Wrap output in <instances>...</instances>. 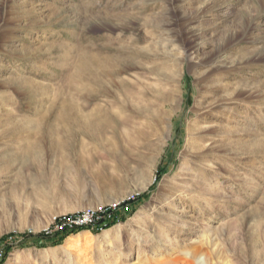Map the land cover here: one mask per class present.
Here are the masks:
<instances>
[{
    "label": "rangeland",
    "instance_id": "obj_1",
    "mask_svg": "<svg viewBox=\"0 0 264 264\" xmlns=\"http://www.w3.org/2000/svg\"><path fill=\"white\" fill-rule=\"evenodd\" d=\"M0 264H264V0H0Z\"/></svg>",
    "mask_w": 264,
    "mask_h": 264
},
{
    "label": "bare ground",
    "instance_id": "obj_2",
    "mask_svg": "<svg viewBox=\"0 0 264 264\" xmlns=\"http://www.w3.org/2000/svg\"><path fill=\"white\" fill-rule=\"evenodd\" d=\"M177 1L178 0H169V3L173 4V3H176ZM116 61H119V59ZM113 62H114V60L112 58H106L102 62V61L98 60L97 56H94V55L89 56L88 54H85V56H84V61H83L84 70L83 71H85V74L88 76L92 75L91 78H88V79L90 80V82L92 84L98 85L99 86L98 88L100 91H104L108 88L106 81L108 80L109 76H112V75L117 76V73H118L117 70L113 69V67L109 65ZM93 67L95 68V70ZM89 80H87V81H89ZM123 81L121 80L119 82L121 87L120 86L118 87L119 88L118 94L120 96H123L122 102L124 103V106H125V103L127 105V97L130 99L131 94L134 95L135 91L132 87H131V89L122 88V87H126L123 84ZM91 91H94V90L91 88L88 92H91ZM157 95H158V97H162V99H164V93L161 89H157ZM115 99L118 100L120 98L116 97ZM125 100H126V102H125ZM118 102H119V100H118ZM73 109H71L68 113H66L65 117L63 118V120L67 122L66 130L68 132H73V131L75 132L76 131L75 129L77 128V130L81 134L89 135L92 137L93 140H99L100 138H103L105 132L109 129L116 131L117 123L120 121V118L115 115L114 110H112L110 107L99 108V106H96L94 109H92L91 111H89L87 113H79L78 112L79 114H77L76 112L74 113ZM124 110H126V109H124ZM152 115H154V114H152ZM161 119H162V116L160 115V112H157L156 121L159 122ZM87 234L90 237L92 236V239L95 237V234H93L91 232L74 234L68 239L69 243L70 242H77L78 240L82 239V237L85 238V236H87Z\"/></svg>",
    "mask_w": 264,
    "mask_h": 264
},
{
    "label": "built area",
    "instance_id": "obj_3",
    "mask_svg": "<svg viewBox=\"0 0 264 264\" xmlns=\"http://www.w3.org/2000/svg\"><path fill=\"white\" fill-rule=\"evenodd\" d=\"M95 215V212L92 210H86L80 214L65 215L62 218L56 220L57 222H54L55 228H80L90 227L91 225L102 227V224L99 225L98 223H95Z\"/></svg>",
    "mask_w": 264,
    "mask_h": 264
}]
</instances>
